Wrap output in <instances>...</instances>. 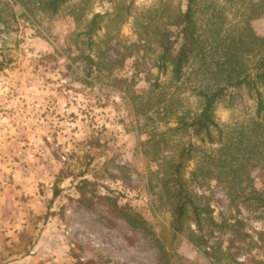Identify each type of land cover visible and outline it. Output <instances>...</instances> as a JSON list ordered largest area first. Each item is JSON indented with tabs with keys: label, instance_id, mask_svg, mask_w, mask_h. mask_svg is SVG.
<instances>
[{
	"label": "rangeland",
	"instance_id": "obj_1",
	"mask_svg": "<svg viewBox=\"0 0 264 264\" xmlns=\"http://www.w3.org/2000/svg\"><path fill=\"white\" fill-rule=\"evenodd\" d=\"M47 1L0 0V264H264V83L257 114L253 91L226 81L264 58V0H193L177 80L156 64L186 0ZM222 87L195 135L197 92ZM182 149L199 230L188 211L175 233L167 190Z\"/></svg>",
	"mask_w": 264,
	"mask_h": 264
},
{
	"label": "trees",
	"instance_id": "obj_2",
	"mask_svg": "<svg viewBox=\"0 0 264 264\" xmlns=\"http://www.w3.org/2000/svg\"><path fill=\"white\" fill-rule=\"evenodd\" d=\"M66 0H48L45 2V7L54 12L60 5ZM193 0H186V9L182 14H179L173 25L176 27L175 40L166 42L161 49V53L157 59L156 68L160 71H164V65L167 63L170 67V73L173 78L177 80L181 74L182 68L187 63L188 59L192 56L193 47L195 45L194 28L192 21V6ZM100 18V15L95 14L91 17L86 25L85 34L89 38L90 35L97 28L96 23ZM179 41L178 47L175 52H172L173 46L176 41ZM92 63L90 59L87 60ZM227 85L232 88H239L244 86L248 92L253 91L254 100L256 104V113L262 109L261 94L257 90L258 85L264 83V58L259 59L255 66L252 68V72L246 74L239 79H231L226 77ZM224 95V88H218L216 90L205 92L198 91L197 96L201 100V107L191 120L186 124V127L190 129L195 135L202 132H206L208 127L213 124L212 122V108L214 104L222 98ZM185 151L180 150L177 161L172 167V172L169 176V197H170V214H171V228L173 232L178 233L181 230L183 220L186 218L187 212L191 211L194 218V224L199 230V215L197 209L191 203L186 190L183 187L181 181V170L183 168V162L185 159ZM80 197L78 202L80 205L90 210V202L85 198L84 194L79 191ZM102 201L112 214H115L119 219L124 221L129 227L134 230H140L141 222L132 218L123 207L117 206L114 199L108 196H97ZM260 205L264 210V200H260Z\"/></svg>",
	"mask_w": 264,
	"mask_h": 264
},
{
	"label": "crops",
	"instance_id": "obj_3",
	"mask_svg": "<svg viewBox=\"0 0 264 264\" xmlns=\"http://www.w3.org/2000/svg\"><path fill=\"white\" fill-rule=\"evenodd\" d=\"M0 210H1V207H0Z\"/></svg>",
	"mask_w": 264,
	"mask_h": 264
}]
</instances>
